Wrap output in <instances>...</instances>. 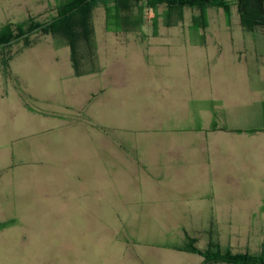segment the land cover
Returning <instances> with one entry per match:
<instances>
[{"label": "rangeland", "instance_id": "1", "mask_svg": "<svg viewBox=\"0 0 264 264\" xmlns=\"http://www.w3.org/2000/svg\"><path fill=\"white\" fill-rule=\"evenodd\" d=\"M57 6L0 0V34L29 18L48 21ZM197 16L186 10L176 26L160 19L155 31L111 33L95 10V72L82 77L70 49L48 35L3 53L15 59L8 76L0 69V120L15 131L0 141L10 155L0 264H203L178 251L186 239L198 250L264 252V174L237 161L230 172L216 170V157L208 172L198 132L213 120L256 124L239 116L264 101V25L244 31L235 5L208 9L206 29L194 28ZM212 96L227 101L226 113L209 109ZM25 118L35 123L19 125ZM21 163L35 171L28 186L15 180ZM184 180L196 209L186 219L175 212L181 190L165 188Z\"/></svg>", "mask_w": 264, "mask_h": 264}, {"label": "trees", "instance_id": "2", "mask_svg": "<svg viewBox=\"0 0 264 264\" xmlns=\"http://www.w3.org/2000/svg\"><path fill=\"white\" fill-rule=\"evenodd\" d=\"M56 15L48 21L37 23L29 18L22 24L8 25L5 33L0 34V44L8 43L43 24L53 21L52 24L34 33L33 35H48L56 39L60 44L70 49V61L74 76L80 77L95 72L93 64L96 62V48L94 44L93 14L95 10L104 11L105 30L111 33H128L142 28L150 27L157 30L162 19L165 27L176 26L183 20L186 10L198 11V16L192 18V24L196 29H206V11L208 9H223L229 12V7L235 5L238 9L239 23L246 32H253L257 27L264 25V0H56ZM159 9H163L162 13ZM174 17V21H172ZM32 35V36H33ZM32 36H28L18 42L23 47L29 48L33 43ZM11 45L0 47L3 55ZM19 52V51H18ZM83 54H86L87 59ZM10 56H2L0 67L7 72ZM89 63L90 69L81 70L80 65ZM186 244L178 248L190 254L203 258V264H264V252L257 255L233 254L227 250H221L218 244L210 245L205 250H198L195 242L186 239Z\"/></svg>", "mask_w": 264, "mask_h": 264}, {"label": "crops", "instance_id": "3", "mask_svg": "<svg viewBox=\"0 0 264 264\" xmlns=\"http://www.w3.org/2000/svg\"><path fill=\"white\" fill-rule=\"evenodd\" d=\"M30 48V47H29ZM14 56L12 57L11 61H14ZM9 62V63H10ZM71 62V61H70ZM8 63V67H9ZM2 72L4 70L0 67ZM73 71V69H72ZM9 73V71L7 70ZM6 72H4L5 74ZM7 73V74H8ZM74 74V71H73ZM6 75V74H5ZM88 75V74H87ZM8 76V75H6ZM85 76V75H84ZM82 77V76H80ZM259 95V94H256ZM225 97V96H224ZM257 98L256 96H254ZM224 101V102H223ZM209 103V109H215L220 111V114L223 110H225V113L227 110V106H230L226 100H222L220 96H212L208 100ZM259 109L255 108L254 111L251 113H248L249 115H242L239 116L240 119L244 120L246 117L247 122L249 121H257L256 124H235V125H216V123L210 122L205 128L202 130L198 129V132L201 133V138L205 139L204 143V152L203 156L207 158L205 165H208V172L209 169L212 168L211 161L212 158L216 157L215 165L216 170H227L230 172L231 167L234 163L242 164L245 166L242 171H251L252 174L257 173V176H260L263 178L264 169L259 165V162L261 159L264 160V101L260 102V105L258 106ZM211 112V110H210ZM210 114V113H209ZM212 114V113H211ZM226 115V114H225ZM197 116V115H196ZM214 117V118H213ZM212 118L215 119L214 113L212 114ZM35 120L30 118H25L24 121L19 123V125L25 126L34 124ZM1 126H0V141L2 139H6L8 135L15 131L13 125L15 123L11 124V128L8 127L7 122H3L0 120ZM5 124V125H4ZM205 130L204 132H202ZM26 132L25 127L23 128V132ZM193 147H195V144L193 143ZM196 150V149H195ZM20 154V152H19ZM22 155H20L21 157ZM24 156L27 157V154ZM10 158V155L8 151L6 150H0V184L2 183L3 179L5 178V175L9 171V163L8 160ZM4 162V165L2 164ZM32 164H23L20 165V170L15 177V180H17L20 183H25V186H28L29 183L32 182V177L34 178L35 171L33 170V166L31 168ZM260 166V168H257ZM30 168V169H29ZM211 172L209 173V175ZM245 176L250 177L248 174ZM184 181H178L175 183H168L165 187L167 189H180L181 192L178 193V196L181 200L180 206L175 209V212H177L179 218H191L192 214H196V209L192 208L190 205H188V199H185V193H187L186 187L194 186L193 184L189 182ZM35 182V181H34ZM242 182H245V180H242ZM162 188V189H165ZM176 194V193H175ZM174 211V209H172ZM210 211H213L212 206L209 209ZM2 218V217H1ZM0 218V220H1ZM8 220H11V218H7ZM1 222V221H0ZM174 249V248H173ZM176 250V249H175ZM179 251V250H178ZM190 254V253H189ZM196 264V263H193Z\"/></svg>", "mask_w": 264, "mask_h": 264}, {"label": "water", "instance_id": "4", "mask_svg": "<svg viewBox=\"0 0 264 264\" xmlns=\"http://www.w3.org/2000/svg\"><path fill=\"white\" fill-rule=\"evenodd\" d=\"M52 23H53V21H49V22L43 24L42 26H40V27H38V28L32 30L31 32H28V33H26V34H24V35H22V36H20V37H18V38H16V39L10 41V42H8V43L0 44V47H5V46H7V45H12L13 43H16V42H18V41H20V40H22V39H24V38H26V37H28V36H30V35H33L34 33L40 31L41 29L47 27L48 25H50V24H52Z\"/></svg>", "mask_w": 264, "mask_h": 264}]
</instances>
